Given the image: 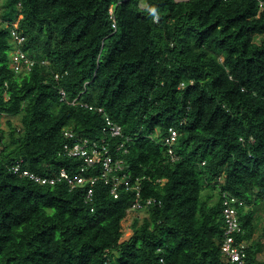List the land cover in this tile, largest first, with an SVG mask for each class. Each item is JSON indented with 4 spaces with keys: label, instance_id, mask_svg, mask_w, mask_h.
<instances>
[{
    "label": "trees",
    "instance_id": "trees-1",
    "mask_svg": "<svg viewBox=\"0 0 264 264\" xmlns=\"http://www.w3.org/2000/svg\"><path fill=\"white\" fill-rule=\"evenodd\" d=\"M0 10L11 17L0 16V116L20 121L0 128V264H238L221 252L224 192L245 201V264H264V0H0ZM13 26L31 69L10 67ZM106 116L122 136L103 132ZM64 128L124 144L116 155L141 199L161 200L128 239L134 191L115 198L98 180L88 203L90 183L11 171L22 159L43 177L75 174Z\"/></svg>",
    "mask_w": 264,
    "mask_h": 264
},
{
    "label": "built area",
    "instance_id": "built-area-1",
    "mask_svg": "<svg viewBox=\"0 0 264 264\" xmlns=\"http://www.w3.org/2000/svg\"><path fill=\"white\" fill-rule=\"evenodd\" d=\"M261 5H263V3H261ZM154 19L157 21L158 15H155ZM11 34L16 47L11 52L10 67L15 71L31 69L35 61L21 48L25 42V36L20 33L17 26L12 27ZM5 85H7V82H5ZM60 93L61 99H66L65 91L61 90ZM76 102V100L72 101V103ZM85 106L90 109L93 108L87 104ZM98 110L103 111V108H98ZM103 132L114 138L123 135V128L120 124L114 122L109 116H106ZM63 133L64 136L68 138V142L63 146V152L67 156L82 161L79 170H77L75 174L71 175L65 168H63L57 177H43L25 168L22 159L18 160L11 166V171L14 174L28 177L41 183L54 184L57 181L64 180L71 186V188L90 183V187L86 193V201L88 203L93 201L94 184L98 180H103L104 183L110 187V192L115 198L120 196L121 188H124L125 191H134L136 193V199L129 207L131 213H140L142 210H146L153 205H161L162 202L161 200H158V198L151 197L146 200L141 199L140 179H133L132 174L126 171L124 158L116 155V153L121 151H124L125 153L128 151L127 148L124 147V144H117L114 149L111 150L107 137H104L100 144L92 142L89 138L80 137L74 129L71 128H64ZM177 136L178 131L175 128H171L166 143L171 145ZM170 153L174 159L175 156L171 148ZM97 168V174L89 175V170L94 171ZM222 197L224 236L221 244V252L226 261L245 264L247 254L245 251L246 242L238 239L239 234L243 232L239 221L238 207L244 206L245 201L226 192L223 193ZM91 210H93V208Z\"/></svg>",
    "mask_w": 264,
    "mask_h": 264
},
{
    "label": "rangeland",
    "instance_id": "rangeland-1",
    "mask_svg": "<svg viewBox=\"0 0 264 264\" xmlns=\"http://www.w3.org/2000/svg\"><path fill=\"white\" fill-rule=\"evenodd\" d=\"M0 16H2L1 18L3 19L4 17L6 18L5 19V22H7V23H11L10 21H11V17H9V18H7V16H6V13H4L3 11H1L0 10ZM13 51V50H12ZM11 51V52H12ZM8 118H12L13 119V122L15 123V124H17V125H19L20 124V121H19V118H17V117H9V116H7V115H2V116H0V128H5L6 130L8 129V127H7V123H6V121H7V119ZM214 199H215V197H214ZM143 214H141V213H130L129 215H128V217L126 218V219H124L123 220V230H124V235H123V237H122V240H125V239H128L132 234H133V229H132V222H133V220H134V218L135 217H143L142 216ZM259 258L260 259H262V260H264V249H263V251L259 254Z\"/></svg>",
    "mask_w": 264,
    "mask_h": 264
}]
</instances>
